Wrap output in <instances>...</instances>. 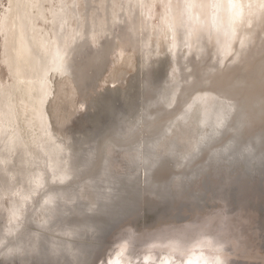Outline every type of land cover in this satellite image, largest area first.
Here are the masks:
<instances>
[{"label":"rangeland","instance_id":"374dc122","mask_svg":"<svg viewBox=\"0 0 264 264\" xmlns=\"http://www.w3.org/2000/svg\"><path fill=\"white\" fill-rule=\"evenodd\" d=\"M64 1L69 3L67 27L77 28L76 19L70 18L75 9L84 36L70 48L69 71L49 73L52 94L45 110L53 135L66 143V148L72 147L68 148L69 161L74 158L70 167L78 173L73 179L87 180V185L81 180L85 191L80 190L81 181L78 185L71 179L70 184L78 185L80 189H75L81 191L80 196L88 194L79 199L85 207L67 208L85 211L94 202L93 210H97L100 202L109 199L107 178L119 187L117 202L126 200L131 205L126 203L124 209L105 218L95 230L98 237L95 234L87 242L83 255L81 250L77 253L83 259L78 262L105 264L118 253L122 261L131 264L149 253H166L183 264L187 257L202 253L214 260L217 257L219 264H264V14L253 19L251 26L243 22L245 26H239L236 37H218L219 29L210 20L198 44L189 24V0L188 4L186 0H147L142 6L136 0ZM19 2L0 0V29L2 18L13 5L20 14L24 6ZM59 2L45 4L49 21L40 22L51 34L50 10L57 11ZM170 4L183 10L175 16L174 31L165 25ZM247 31H252V36L242 47ZM8 55L0 30V106H15L21 112L29 98L16 80L26 67L13 53ZM205 92L222 95L217 96L224 102L230 99L224 112L234 109L228 128L206 148L203 143L212 122H200L204 103L200 97ZM190 106L188 120H184L182 114ZM28 119L30 114L22 113L19 127L22 147L32 150L31 142L40 132L25 130L23 122ZM200 147L204 149L200 151ZM16 154L7 167L31 170L29 164H17ZM146 154L147 159L143 158ZM18 171L7 176V181L20 184ZM79 172V177L87 174L79 178ZM93 183L102 188L97 190L99 200L89 191ZM121 191L127 198L123 199ZM8 200L5 197L0 205V237L13 226L6 209L12 208L16 215L22 210L13 208ZM54 200L49 198V204ZM73 210L64 217L60 213L58 217L63 219L57 220L65 223L64 219L75 218L78 212L72 217ZM41 211L44 216L39 211L37 221L47 216L49 207ZM66 251L54 253V258L52 254L49 258L33 254V258L32 253L1 256L0 264H48L50 258V264H68L69 259L77 262L78 258H68Z\"/></svg>","mask_w":264,"mask_h":264},{"label":"bare ground","instance_id":"6f19581e","mask_svg":"<svg viewBox=\"0 0 264 264\" xmlns=\"http://www.w3.org/2000/svg\"><path fill=\"white\" fill-rule=\"evenodd\" d=\"M53 1L54 0H20L19 3L24 6L20 14H16L15 6L13 5L8 9V12L1 20L0 30L4 33L6 47L8 48L9 53L8 56L11 57L13 53V57L22 60L25 63L26 67V72L17 77L16 80L17 84L19 83L18 85L20 89H24V92H26L25 94H27L29 98V101H24V105L21 106V112L24 116L30 114V119L23 122L26 128L25 130H31L32 132L33 130H38L40 134L39 136L34 138L33 141L31 140V145L33 146L31 147L32 150L24 149L22 147L24 144L22 145L23 139L21 135V128L19 127V116H21L22 113L20 112V110L16 109L15 106H0V178L2 179V183H0V205H3V199L5 197H8V201L11 203L13 208L18 210L22 209L21 214L16 215L12 208L8 206L9 208L6 209L4 207L7 211V214L10 215V217L12 216L13 226L7 232H5L6 234L3 233L0 237V257L4 256L12 258L14 254L15 256H23L32 253L31 256H33V254H37L39 257H48L50 254H52V258H54V253H61L60 251H63L64 254V251L67 250L70 253L69 254L66 251L68 253V258L75 257V260H77L76 258H78L77 262L71 261L70 259L69 261L65 259L67 263L69 264L73 262L81 264L82 258H80L81 256L79 257V254L77 253H80L82 249H84L87 245V242L89 243V241L93 240L94 237L98 235L96 234L97 231L95 230L100 227L101 223L104 222L106 217H110L111 215L113 216V214L115 215L117 211H120L118 209H124L126 203H128L129 205L130 203L126 200L117 202V194H120L117 193L119 187L118 185H116L117 183L113 184L112 182H110V179L107 178L108 183L105 185H107L106 189H110V192L106 191L107 193H110L109 199L106 202H100L97 210H93L94 206L92 207V204L94 202H90V204L87 205L89 206V208L86 207L85 211H79L78 208L77 211L76 209H72L73 213L71 216L73 217V214H76L74 213V211H76L78 212L80 218H76V216L78 215L77 214L75 218H68L69 220H72L68 221V219H64V222H66L62 223L60 222V220H62L63 218L60 219L61 217H58L60 213L61 216L63 215V217L65 216L64 213L66 214V212L70 214L72 210L67 208L70 205H76V207L80 205L81 207V202L79 199H85L88 194L86 193L87 195H85V197H83V195L80 196L81 191L75 189L79 188V184L80 187L82 184L87 185V180L83 179L85 182L82 183L83 180L81 179V181L79 179L84 178L87 173L85 172L86 174H83L85 176L82 175L83 177H79L81 174L79 172V178H77L81 181H77L80 182L79 184L75 179H73L75 176H77L78 173H75L73 171L72 166L70 167V161H72V159L74 158H70L69 161V155L71 156V154H68V152H70V149L72 147L70 148L68 146V148H70L68 150V148H66L65 146L66 143L64 144L62 141H59L53 135L51 126L47 121L45 110L46 101L48 100L50 94H52L49 85L50 81L48 80L49 73L52 71H58L60 73L62 72L63 74H66L69 71V68L66 67V64L68 61V55L70 54V48L73 47V44H76L82 38V36H84V31L82 34L83 23L80 22V13L75 9L71 10L70 18L76 19V22L78 23L77 28L72 29V26H69L70 28L67 27V22L69 20L67 7L69 3H65L64 0H60V8L57 11L50 10V14L52 15L51 25L53 33H49L46 29L40 26V22L46 24L49 21V19L47 18V9L45 8V4L48 3L52 5ZM139 1L140 0H136L135 2L139 3V5L141 4L140 6L147 3V0H142L141 2ZM187 1L188 0H186V3ZM189 1H192L191 8L193 9L192 10L190 8L191 13L189 24L193 28L192 32L194 31L193 41L198 44L202 43L203 37L206 32V30L204 29V25H206L210 20H212V23L214 22L216 28L219 29L217 34L218 37L225 38L226 34H229L232 37H236V35L240 31L239 26L241 24L243 25V27L245 26L243 22L251 26L253 19L259 18L261 14H264V0H212L213 3L210 4L208 0ZM182 3L184 4V2L181 1V4ZM188 8L189 7H187V9ZM169 9L171 11L169 13V18H167V20L165 21V25L171 31V29H173L174 26L177 25L174 20L175 16L177 18V16L180 15L181 11L183 14V10L182 7H178L177 9H175L173 4L169 5ZM188 17L187 20L189 19ZM106 27L108 28V26ZM153 28L156 27L154 26ZM105 29L102 28L104 32ZM212 29L213 28H211V30ZM251 36L252 31H247L245 33V36L242 37L243 40L242 38L239 39L240 41H243L242 47L246 45L247 39H251ZM181 40L182 39H180V41ZM218 45H220V43ZM70 70H72V68ZM215 94L214 92H205L201 94L200 99L202 100L198 99L204 102L203 107L200 111V122L203 124H209L210 121L212 122L210 123L212 126L211 133L206 137V143H203L205 148L207 147V145L215 142L219 138V136L223 134L224 130L228 128L227 123L230 122V120L228 121V119H230V116H232V113L234 112L233 107H230V111H228L227 113L224 112L223 110L226 107H229L227 106V103L230 99L227 100V102H224L218 97L222 95L217 94V96ZM173 100L174 99H172V101ZM190 109L191 106L186 110V112L182 114L184 120L187 119ZM203 149L204 148L200 147V151H202ZM3 150H5V152H3ZM34 150L39 151V153H35ZM15 152L17 153V164L21 166L29 164L31 170L29 168V170L20 168L21 170L19 169L18 171L13 167L14 165H10L11 169L7 167L8 163L12 162L15 159L14 157H12ZM42 154L46 155L48 159L42 157L44 156ZM12 158L14 159L12 160ZM143 158L147 159L148 154L144 155ZM145 159L143 160L145 161ZM72 163H74V161ZM2 164L7 165L6 167H3ZM12 167L15 171L12 170ZM76 168L77 167H75V169ZM80 168L82 171L84 170V168ZM16 171H18V173L22 177L21 178L20 176H17L20 180L22 179L21 182L23 181V183L20 182V184H12L7 181V176H11L12 174L14 175ZM49 172L51 173V175L49 174ZM87 172H89V170ZM13 177L15 180L16 177ZM71 179L78 184L77 187L72 186L73 183L70 184ZM54 182L55 186H51V184H54ZM81 188L82 189H79L85 191L83 189V186ZM89 189V191H91L96 196L95 199L98 198L97 200H99L100 195L97 194V190H102V188H98V186L96 184L94 185L93 183V185H91ZM125 195H127V193ZM125 195L122 196L123 199L126 197ZM51 197H54L55 200L49 204L48 200ZM74 202L76 203L74 204ZM85 206V204L82 205V207ZM47 207H49V211H46L47 216H45L42 221H37L36 219L38 218L36 217L38 216V212L40 211V213H42L41 209ZM67 210L71 211L69 212ZM42 216H44L43 213ZM57 218L60 220H57ZM82 253L83 251L80 254ZM84 253L86 254L85 250ZM59 255L61 257V254H57V256ZM70 255L71 257H69ZM82 257L84 258V256ZM48 260V264H50L52 259L50 258ZM142 260L145 261L143 262ZM217 260V257L214 260L213 256L197 253L195 254V256L187 257L183 264H219V261ZM56 261L58 262L57 259ZM62 261L64 260L62 259ZM78 261H80L81 263H79ZM40 262H42V260H40ZM140 263L177 264V262L173 261L172 258L166 253L160 256L156 255V253H149L143 258L141 257V259L136 258V261L134 260L131 264ZM105 264L126 263L121 260L120 254L116 253L114 256L109 257Z\"/></svg>","mask_w":264,"mask_h":264}]
</instances>
